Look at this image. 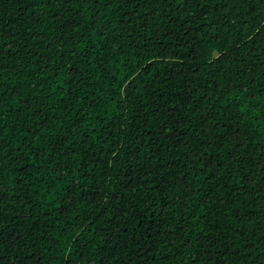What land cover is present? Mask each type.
I'll use <instances>...</instances> for the list:
<instances>
[{
  "label": "trees",
  "instance_id": "trees-1",
  "mask_svg": "<svg viewBox=\"0 0 264 264\" xmlns=\"http://www.w3.org/2000/svg\"><path fill=\"white\" fill-rule=\"evenodd\" d=\"M0 264H264V0H0Z\"/></svg>",
  "mask_w": 264,
  "mask_h": 264
}]
</instances>
